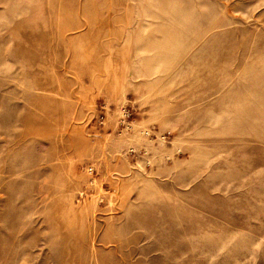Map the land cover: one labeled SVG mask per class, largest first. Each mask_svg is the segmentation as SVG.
Instances as JSON below:
<instances>
[{"label": "rangeland", "instance_id": "rangeland-1", "mask_svg": "<svg viewBox=\"0 0 264 264\" xmlns=\"http://www.w3.org/2000/svg\"><path fill=\"white\" fill-rule=\"evenodd\" d=\"M0 264H264V0H0Z\"/></svg>", "mask_w": 264, "mask_h": 264}]
</instances>
